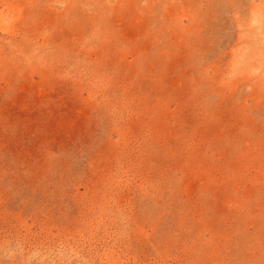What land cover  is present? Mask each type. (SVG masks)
Masks as SVG:
<instances>
[{
    "label": "rangeland",
    "instance_id": "374dc122",
    "mask_svg": "<svg viewBox=\"0 0 264 264\" xmlns=\"http://www.w3.org/2000/svg\"><path fill=\"white\" fill-rule=\"evenodd\" d=\"M0 264H264V0H0Z\"/></svg>",
    "mask_w": 264,
    "mask_h": 264
}]
</instances>
